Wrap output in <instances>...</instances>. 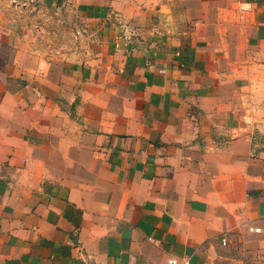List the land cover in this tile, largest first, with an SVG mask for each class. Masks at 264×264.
<instances>
[{"label":"crops","instance_id":"1","mask_svg":"<svg viewBox=\"0 0 264 264\" xmlns=\"http://www.w3.org/2000/svg\"><path fill=\"white\" fill-rule=\"evenodd\" d=\"M11 1L0 264H264V0Z\"/></svg>","mask_w":264,"mask_h":264},{"label":"built area","instance_id":"2","mask_svg":"<svg viewBox=\"0 0 264 264\" xmlns=\"http://www.w3.org/2000/svg\"><path fill=\"white\" fill-rule=\"evenodd\" d=\"M252 230H253V231H257V232H263V231H264V229H261V228H253ZM222 242H223V243H226V239L223 238V239H222ZM167 264H193V263H191V262L188 261V260H184V261H182L181 263H179V262L177 261V259L171 257V258H169V259L167 260Z\"/></svg>","mask_w":264,"mask_h":264},{"label":"rangeland","instance_id":"3","mask_svg":"<svg viewBox=\"0 0 264 264\" xmlns=\"http://www.w3.org/2000/svg\"><path fill=\"white\" fill-rule=\"evenodd\" d=\"M11 3L13 4V6H14L15 9H18L19 7H17V6H21L22 4H24V1H23V0H12ZM31 34H33V32H32ZM45 48H46L47 50L50 49V48L48 47V43H47V47H45ZM51 49H52V48H51Z\"/></svg>","mask_w":264,"mask_h":264}]
</instances>
